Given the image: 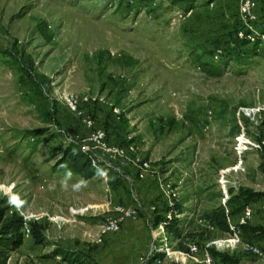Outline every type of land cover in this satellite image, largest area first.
I'll return each mask as SVG.
<instances>
[{
	"label": "rangeland",
	"instance_id": "374dc122",
	"mask_svg": "<svg viewBox=\"0 0 264 264\" xmlns=\"http://www.w3.org/2000/svg\"><path fill=\"white\" fill-rule=\"evenodd\" d=\"M254 1L251 26L264 33V0ZM239 2L0 0V200L45 214L38 221L49 243L24 238L7 264L30 263L28 255L51 264L56 246L90 264H139L163 245L152 225L154 207L166 201L159 184H168L181 208V237L164 231L170 251L233 236L204 230L197 219L229 211L228 188L264 193V40L256 37L255 56L234 62L235 38L244 39L238 33L253 35ZM257 39H244L240 49ZM71 100L92 118L90 128ZM35 128L56 136L46 144L24 136ZM91 129L102 130L109 146L132 143L151 173L138 178L130 163L100 150L107 169L99 175L52 169L58 143L81 149ZM252 206L249 225L263 226L264 199ZM118 209L135 216L99 233ZM246 245L264 249V240L236 229L234 248L221 252L237 264H264Z\"/></svg>",
	"mask_w": 264,
	"mask_h": 264
},
{
	"label": "trees",
	"instance_id": "16d2710c",
	"mask_svg": "<svg viewBox=\"0 0 264 264\" xmlns=\"http://www.w3.org/2000/svg\"><path fill=\"white\" fill-rule=\"evenodd\" d=\"M264 32V6H263V22L262 28L260 29ZM235 44H233L232 49L237 51L232 57L234 62L237 64H242L244 57H252L256 55L257 43L259 40H255L250 47L240 49L247 44L244 39L235 38ZM238 50H242L238 52ZM25 137L35 138L40 142L45 144L54 138L56 135L54 133L46 134L42 129H29L24 131ZM264 147V145H261ZM57 156L54 159L51 167L54 170L63 171L69 174H76L84 179H88L94 175H99V169L102 170L103 167H100L98 164L93 166L90 163V157L87 152H83L79 145L74 141H65L63 143H58L56 146ZM228 193L232 194L226 201L229 211H226L229 221L235 223L236 218L240 214L241 210L245 206H249L251 210L253 209L252 205L257 201L264 199V193L253 192L248 189H237L232 191L228 188ZM4 201L0 200V264H6L10 253L17 249L23 242V235L21 232V217L14 211L5 214V210H8V207L2 206ZM235 204V205H234ZM152 225L156 226L159 222H163L164 231L170 235L173 239H179L182 234V230L178 226V219L176 214L181 213V208L177 203H174L172 211L170 213V219L166 220L164 217L167 207L162 201L158 207H154ZM253 214V213H252ZM252 217V216H251ZM205 220L213 227H216L222 232L229 233L231 232L228 227V223L225 218V211L220 207L214 209L208 215H206ZM249 220L242 225H239L237 229L248 231L250 236L256 238H261L264 240V225L263 226H252L249 225ZM206 228H204L205 230ZM29 236L32 242L35 245H47L49 244L43 233L42 225L39 221H30L29 222ZM177 249L187 250L186 246L180 244L176 245ZM212 260L216 264H237L236 260L226 252L213 251L211 247L208 249ZM51 257L58 255L61 260L66 261L70 264H90V259L81 252L71 251L64 249L62 247H54L50 252ZM154 256L162 257V253H155ZM32 262V261H31ZM23 263V264H34L32 263ZM150 263V261H149ZM166 264H178L174 261H167Z\"/></svg>",
	"mask_w": 264,
	"mask_h": 264
},
{
	"label": "built area",
	"instance_id": "2783aa9c",
	"mask_svg": "<svg viewBox=\"0 0 264 264\" xmlns=\"http://www.w3.org/2000/svg\"><path fill=\"white\" fill-rule=\"evenodd\" d=\"M254 8H255V1L254 0H240L238 4V11L241 18V22L243 23L245 29L253 33L248 34L247 36L241 37V33L239 34L240 38H244L249 42H252L256 37H259V40H264V33L256 32L253 27L251 26V22L254 20ZM70 109L73 110L76 114L79 115L80 120L84 127L90 128L92 126V118L88 115L84 114L83 111H80L76 108V104L74 101L71 100L69 102ZM86 145L81 147L83 152H87L90 157V163L95 166L99 165L103 167V170L106 171V167L104 164L99 163L98 159L95 154V150L102 151L103 154H107L109 157H114L120 159V162H128L131 166H133L136 170V174L138 178H144L147 174L151 173L150 164L147 160L140 158L139 156L135 155V146L131 143L126 147H118V146H109L104 142V132L100 129H91L89 134L85 138ZM260 145L264 144V140L258 141ZM258 146V145H257ZM101 164V165H100ZM100 174L104 171L99 169ZM158 180V179H157ZM162 194L165 197V205L168 208L164 214L166 220L170 219V213L174 206V203L177 201H172L175 198L174 191L169 188L168 184H159ZM176 200V198H175ZM7 203V201H6ZM7 206V205H6ZM8 210H5V214L14 211L21 217V232L23 238L29 237V222L30 221H38L40 218L45 216L42 213H27L21 210L15 201L8 202ZM150 209L153 210V207ZM119 216L106 219L101 225L99 229V233L103 234L108 231H116L120 222L123 219H133L135 216V211L131 209H118ZM177 216V214H176ZM252 216V210L249 206H245L234 224L229 221V218L226 214L225 210V218L228 223V227L232 231L233 236L227 239L212 241L204 245L201 250H198L196 245L186 244L187 250L185 251H170V249L166 246L165 241V232H164V225L163 222H159L156 226H154V235L155 237H159V241H163V245H161L158 249H150L147 255L139 260V264H166L164 263V258L173 256L174 262L178 264H216L208 252V248L213 246L216 250L223 251V250H232L234 248V244L236 242V229L239 225L245 224L248 220H250ZM60 220V219H59ZM197 222L206 229H212V226L208 223L203 224V220L197 219ZM235 237V238H234ZM246 251L251 252L254 256L259 257L261 260L264 261V249L257 248L253 245H246L244 248ZM161 252L162 257L154 256L155 252ZM172 252V254H170ZM30 260L34 264H43L42 262H38L33 260L32 255H28ZM51 264H70L66 261L61 260L58 255H55L51 258ZM7 264V263H6Z\"/></svg>",
	"mask_w": 264,
	"mask_h": 264
}]
</instances>
